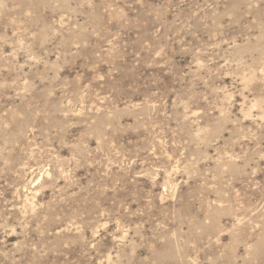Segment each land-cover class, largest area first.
<instances>
[{"label": "rangeland", "instance_id": "obj_1", "mask_svg": "<svg viewBox=\"0 0 264 264\" xmlns=\"http://www.w3.org/2000/svg\"><path fill=\"white\" fill-rule=\"evenodd\" d=\"M0 264H264V0H0Z\"/></svg>", "mask_w": 264, "mask_h": 264}]
</instances>
